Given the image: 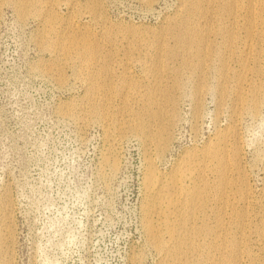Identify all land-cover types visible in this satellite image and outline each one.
<instances>
[{"label":"rangeland","instance_id":"1","mask_svg":"<svg viewBox=\"0 0 264 264\" xmlns=\"http://www.w3.org/2000/svg\"><path fill=\"white\" fill-rule=\"evenodd\" d=\"M261 1L0 0V264H167L145 225L148 160L170 178L168 190L184 170L183 189L205 193L187 223L206 233L181 264L218 262L223 199L235 210L233 220L225 215L226 242L241 247L223 263L264 264ZM190 16L217 27L188 58L181 37ZM239 87L247 99L260 90L257 108L242 103ZM222 141L237 162L223 188L218 163L202 166Z\"/></svg>","mask_w":264,"mask_h":264},{"label":"bare ground","instance_id":"2","mask_svg":"<svg viewBox=\"0 0 264 264\" xmlns=\"http://www.w3.org/2000/svg\"><path fill=\"white\" fill-rule=\"evenodd\" d=\"M250 13H251L250 17L256 16V12H255L254 8H250ZM259 14L261 17L262 24L264 26V0H262L260 2ZM195 18L190 16L189 22H187L185 29H184V32L182 33L183 37H181L183 39V46H185L184 49H185V52H186V55L188 58L193 56L195 53L193 50H187V49L192 48L195 44L203 42L205 40V38H207L213 30L216 31L215 28L217 27V25L215 27H213L209 23H207L205 25H200L199 21H196ZM252 22H253V20H251L250 23L247 25V27H248L247 30H248L249 36H251L253 31L255 30V26L253 25ZM218 28H220V26H218ZM262 33L264 35V32H262ZM229 37L233 38L232 35H230ZM78 41H79L78 39L71 40V42H70L71 46H75V43ZM82 41L86 45L87 48H90V40L88 38H84ZM94 51L95 50H93L92 52H94ZM228 74H229V69L225 68L223 70L224 77L226 78V75H228ZM158 89H159V84L157 83L155 90H158ZM238 90H241L238 93L241 96V100H242L243 104L248 103V105L250 107H253L254 109L258 107V105L260 103V90L257 87H254L251 89V94L249 93L250 95H249L248 99H247V96L244 97L245 95L244 96L242 95V90H243L242 87H239ZM197 95H199V94H197ZM94 108L97 109V104H93V109ZM96 109L94 110L95 114L97 113ZM99 113L101 116H104V119L107 118L106 112L104 110L101 109V111H99ZM173 114H174L173 112L170 113V119L172 117H174ZM138 120L139 119H136L133 122V124L131 125V128L133 129V131H135L137 133H141V131H143V129H144V126H143L142 122L138 121ZM161 127L162 128L160 129V132H159V135L157 138V148L160 151L165 148V146L167 144V139H168V132H167L168 126L163 123L161 125ZM237 154L238 153L236 152V156H235L236 158H237ZM229 156H230V152H229L228 146L222 141L221 143H219V145L215 146L213 149H207L205 151V154H204L203 160H202V166L204 168H207V167L210 168L211 166L213 167V161H216L218 163L216 171L218 173L220 186L222 188L229 185L230 183H232L230 180V173L232 172V170L235 169L236 164H237L236 161L230 162L228 160ZM151 159H153V158H151ZM148 161H149V163H148L147 169H145L146 170V176H145L146 177V180H145L146 192H145V194H147L146 196L148 197V199H147L148 200V202H147L148 206H146V208H145L146 209V212H145L146 213V217H145L146 224L145 225L147 228L146 230L149 234L150 240L157 247L162 246L165 248L164 249L165 251H163V252H164L165 256L169 257V259H167V261H168L167 264H181V263H183L184 254H186L188 252L195 253V252L200 250L199 249L200 248V242H198L199 240H197V237L199 238L200 235L206 233V228H200L198 226H193V227L188 226V223H187V220L189 221L191 217L195 216L196 214L198 215L202 212V210L205 206V198H206L205 193H204V190L200 189V188L194 189L190 192H188V190H187L188 188L183 189L186 187H183L184 183L182 184V177L185 174L184 170L182 168H181V170H183V172H180V173L176 172V175L171 177V180L174 184L173 187H175L176 190L175 189L168 190L166 187H164L165 186V184H164L165 178L168 176L163 175L164 173L158 172L157 167H156L153 160H148ZM189 163H192V162H189ZM185 164H188V163H185ZM112 165H113V167H117L118 162L116 159L113 160ZM189 166H192V165L190 164ZM189 168H191V167H189ZM188 169L186 170V172L188 171ZM171 180H170V182H171ZM242 183H244V182H242ZM226 188H224V190ZM241 191H243L241 194L242 197H246L247 196V192H246L247 190L245 188V185H243L241 187ZM164 205H166V207ZM180 211H181L180 214L182 215V218L173 217L175 219L174 220L172 219L173 221H170L169 215L172 214V215L178 216V212H180ZM219 211H220L219 217H218L219 221L217 223V229H216V231L214 230V233L216 235V241L219 242L221 240H224V243H221L219 245V251L220 252H219V256H218V262L215 264H224L223 263L224 259L226 261L225 252L231 251L235 254V257H237V252H239V248H241V247H238L237 245H231V244H228L226 242L228 239L227 231L229 229L228 226L231 224V223L229 224L231 218L226 219L225 215H230L231 214L230 212L232 211L233 215H231V217L233 220L234 219V212H235L233 204L230 203L229 199H226V200L223 199V205ZM155 214L162 217L161 220L167 222L166 225H164V224L163 225L167 228L168 234L170 236L169 239H167V240L164 239L163 235L161 234L162 229L159 228L155 224V222H154V220H156V219H154ZM184 218L186 221L184 220ZM159 220H160V218H159ZM159 220H158V222H159ZM242 220H241L242 223L246 222L245 217L242 218ZM184 221H185V223H184ZM158 222H157V224H158ZM183 230L185 231L184 232L185 234L183 233L184 236L182 235ZM263 233H264V231H263ZM229 245H231V246H229ZM235 257H234V259L228 260V261H230V262L235 261V260L238 261V258L235 259ZM186 261H185V263H186ZM229 264H241V263L235 262V263H229Z\"/></svg>","mask_w":264,"mask_h":264}]
</instances>
